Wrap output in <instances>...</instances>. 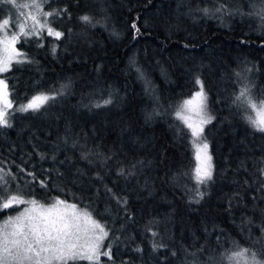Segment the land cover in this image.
Returning <instances> with one entry per match:
<instances>
[{"label": "trees", "instance_id": "16d2710c", "mask_svg": "<svg viewBox=\"0 0 264 264\" xmlns=\"http://www.w3.org/2000/svg\"><path fill=\"white\" fill-rule=\"evenodd\" d=\"M221 3L230 13L215 11ZM261 7L262 0H48L46 11L67 9L49 18L64 36L20 38L25 62L1 76L13 105L11 126L0 127L4 199L26 202L0 210V222L32 200L76 205L109 230L113 258L98 264H230L237 251L264 249L255 242L264 226V131L234 102L245 85L264 100ZM8 11L2 3L0 18ZM197 79L212 117L205 184L196 183L191 132L176 115L201 89ZM40 95L54 99L19 110Z\"/></svg>", "mask_w": 264, "mask_h": 264}, {"label": "snow or ice", "instance_id": "6c2138e0", "mask_svg": "<svg viewBox=\"0 0 264 264\" xmlns=\"http://www.w3.org/2000/svg\"><path fill=\"white\" fill-rule=\"evenodd\" d=\"M47 2L48 0H31L28 4H17V0H0V3L34 9V12H29L27 18L20 22L9 19H3L0 22V73L8 71L14 60L16 63L25 62L22 53L15 47L21 37L40 36L44 32L57 40L64 36L63 32L51 26L48 18L65 14L67 9L43 11V4ZM202 11L207 14L209 10L202 9ZM215 11L230 13L231 10L221 3ZM259 14L264 17V7L260 8ZM29 19L31 27L28 25ZM81 20L91 23L89 16H82ZM10 25L18 30L9 34ZM133 28H136L135 24H133ZM136 31L139 32V29ZM197 83L201 84L200 91L196 93L193 99L185 101L176 115L190 130L196 142L198 164L194 170V178L197 184H205L212 179V164L211 156L207 151L208 144L202 141V134L204 125L210 123L212 117L206 113L207 97L202 82L197 79ZM9 95L6 81L0 79V127L11 126L8 120V109H11L13 105ZM49 99H54V97L36 96L26 105L20 106L19 110L25 112L29 110L38 111L42 104ZM234 102L244 104L255 112V117L250 118L251 123L259 131H264V100L256 101L252 97L250 89L245 85L240 90L239 95L235 97ZM104 103H111V100H106ZM186 110L194 112L197 119L192 121L190 116L184 114ZM135 167L136 165L133 164L132 169ZM259 173L261 177H264V168H260ZM119 174L125 175V169L121 168ZM127 174L133 175L134 173L129 170ZM7 175H11V173ZM28 175L35 179L33 173H28ZM8 184L9 182L5 180L4 176L0 175V210L26 202L19 195H9L7 199H4V193L9 191ZM40 184L44 186L45 181H40ZM260 189L264 190V180L260 181ZM198 195L203 197V193H198ZM28 203L32 205L31 208L26 209L20 216L9 219L3 227H0V264H68V261L78 258L89 261H99L101 256L107 257L109 260L113 258L111 246L101 252L102 242L108 237L109 230L104 224L93 219L90 213L81 214L76 210V205H68L61 200H56L50 207L39 205L35 200ZM261 211L264 212V209ZM247 223L251 224V219H248ZM259 230L262 235L255 242L264 243V226H261ZM152 235L156 236L157 233L153 232ZM160 246L154 245V247ZM136 250L140 251L139 248ZM249 252L250 250L245 248L237 251L228 259L246 257ZM244 264H249L248 259H245ZM251 264H264V249H261L260 252H251Z\"/></svg>", "mask_w": 264, "mask_h": 264}, {"label": "rangeland", "instance_id": "374dc122", "mask_svg": "<svg viewBox=\"0 0 264 264\" xmlns=\"http://www.w3.org/2000/svg\"><path fill=\"white\" fill-rule=\"evenodd\" d=\"M31 2V0H28V1H17V4H28V3H30ZM1 4L2 3H0V7H1ZM5 5L6 6H8L9 7V11H8V13L6 14V16L4 15L2 18H0V22H2V20L3 19H9L10 21H14V22H20V21H22V20H24V19H26L27 18V16H28V14H29V12H34V9H30V8H28V7H24V8H20V7H16L15 5H10V4H7V3H5ZM43 11H46V10H44V4H43ZM41 19H43V17H40ZM50 18V17H49ZM48 18V19H49ZM28 25H29V27H31V21H30V19L28 20ZM18 29L16 28V27H14V26H12V25H10L9 26V28H8V32H9V34H11L12 32H15V31H17ZM43 34H47L46 32H44ZM42 35V34H41ZM30 37H33V36H29V37H26V38H30ZM22 38V37H21ZM19 42V41H18ZM17 42V43H18ZM17 43H16V45H17ZM15 45V47H16V49H17V46ZM18 50V49H17ZM15 62V60L12 62V63H14ZM5 72H3V73H0V79H2L1 78V76L4 74ZM3 80V79H2ZM200 90H198L197 92H199ZM196 92V93H197ZM196 93H194L190 98H188V99H186V100H184L180 105H179V107H178V109H177V112L178 111H180L181 110V107L184 105V102L185 101H188V100H191V99H193L195 96H196ZM256 101H260V100H256ZM12 109V108H11ZM11 109H8V112H9V115L11 114ZM249 110H250V112H251V114H252V117H255V112H253L250 108H249ZM206 113H207V111H206ZM185 115H187V116H190L191 117V119H192V121H195L196 119H197V117H196V115H195V113L194 112H191V111H185V113H184ZM208 115V114H207ZM8 118H9V116H8ZM183 122V121H182ZM207 125V124H206ZM206 125H204V130H205V127H206ZM191 140H192V145H193V149H194V157H195V168L197 167V164H198V161L196 160V142L194 141V138L192 137V135H191ZM202 141L203 142H206L205 141V139H204V132H203V134H202ZM207 143V142H206ZM208 144V143H207ZM208 154L210 155V152H209V146H208ZM194 173H195V171H194ZM55 203V201H53V202H50V203H38L39 205H43L44 207H50V206H52V204H54ZM66 204H68V205H73V204H70V203H67V202H65ZM32 207V205L30 204V203H27L25 206H23L17 213H15V214H13V215H11V216H9V217H7L6 219H4L3 221H1L0 222V227H3V225L7 222V221H9V219H14L15 217H17V216H20L26 209H29V208H31ZM61 208H63V205H61ZM76 210L79 212V213H81V214H83V213H85V212H87V213H90V212H88L87 210H84V209H82V208H80V207H78V206H76ZM91 214V213H90ZM92 216V215H91ZM92 218L93 219H95L93 216H92ZM96 220V219H95ZM99 222V221H98ZM102 224V223H101ZM107 239V238H106ZM106 239H104L103 240V242H102V245H101V252H103L104 250H106L108 247H109V245L106 243ZM234 254H232L230 257H232ZM102 258H107V257H104V256H101L100 258H99V261H89V260H87V259H76V260H70V261H68V262H74V261H88V262H90V263H100L101 262V259ZM245 259H248V261H249V264H251V252H249L248 254H246V257H235V259H232V260H229L230 261V264H244V261H245Z\"/></svg>", "mask_w": 264, "mask_h": 264}]
</instances>
